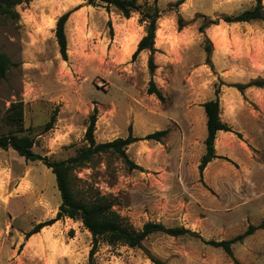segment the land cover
Wrapping results in <instances>:
<instances>
[{"label":"rangeland","instance_id":"rangeland-1","mask_svg":"<svg viewBox=\"0 0 264 264\" xmlns=\"http://www.w3.org/2000/svg\"><path fill=\"white\" fill-rule=\"evenodd\" d=\"M178 1L159 0L153 78L163 101L148 92L150 52L133 58L134 41L145 34L138 12L126 18L87 0H25L17 6L19 19L0 16V51L14 63L0 76V133L15 130L5 116L21 100V134H30L34 151L51 160L67 159L87 145L95 107L98 142L126 137L130 126L139 137L169 129L161 142L140 140L128 147L142 169L131 170L117 154L103 153L73 171V186L81 197L106 195L136 228L153 221L185 226L199 236L158 232L140 247L101 242L94 264H154L151 256L167 264H264V227L235 243L233 256L208 243L264 221V87L242 93L229 86L264 79V21L221 19L202 32L203 15H236L255 0ZM74 8L65 60L56 24ZM219 85L221 118L234 131L218 133L216 151L224 157L210 162L201 176L208 133L203 104L216 97ZM54 112L56 123L45 130ZM61 202L51 168L0 148V264H90L93 237L81 221L63 218L26 238L36 224L56 217Z\"/></svg>","mask_w":264,"mask_h":264},{"label":"trees","instance_id":"trees-1","mask_svg":"<svg viewBox=\"0 0 264 264\" xmlns=\"http://www.w3.org/2000/svg\"><path fill=\"white\" fill-rule=\"evenodd\" d=\"M25 0H0V16L11 20L20 18V12L17 6ZM92 5H102L109 12L113 9L119 12L126 18H130L134 12L140 14V22L145 25V34L138 43L137 49L133 54L136 58L141 52L149 51L150 57L148 66L152 78L149 83L148 92L156 95L160 100H164L165 96L162 90L157 86L153 76L157 69L155 61L156 48V31L158 29V21L162 16V10L159 7V0L153 2L140 0H87ZM184 0H179L178 5H181ZM77 8L71 9L63 13L57 20L56 37L60 47V52L65 60H68V36L66 25L72 13ZM223 19L227 23L236 22H251L264 21V2L263 0H255V5L249 9L242 11L236 15H224L218 19L208 18L203 15V21L200 25V30L205 32L206 28L213 24H219ZM111 27V35L114 36L112 21H109ZM179 29L186 26L185 19L182 16L178 17ZM206 46L207 62L213 68L214 64L211 59L212 43L207 39ZM12 59L4 52L0 51V76L5 77L13 65ZM229 86L236 87L242 93L246 89L256 86L263 88L264 79H254L247 83H231ZM221 86L216 89V97L208 100L203 104L207 115V137L205 140L206 151L202 156L199 165L201 176L204 173L207 165L214 159L223 158L216 151V140L220 131H234L221 118V102H220ZM6 122L15 127L6 133H0V148L15 149L27 161L39 160L47 165L55 173L58 183V188L62 196V202L59 206L56 217L39 222L30 231L26 233L28 239L32 235L40 232L44 227L49 226L63 218H71L76 221H81L86 229H88L93 237V247L90 251V264H94V255L101 242H106L110 245L124 244L130 247H140L143 241L151 234L163 232L173 236L192 235L197 236L198 233L185 227L175 226L167 227L163 223L148 221L142 228H136L129 220H127L118 210L114 208V202L106 195L97 194L93 197H81L78 195L73 186L72 174L77 168L84 167L87 164L97 160L99 155L103 153H115L121 157L128 165L129 169H142L128 154V147L140 140H155L161 142L169 133V129H160L151 132L143 137L134 136L132 126L129 129V135L126 137H118L111 141L98 142L96 139L98 108L95 107L89 117L85 138L87 145L80 148L77 153L67 159L51 160L48 156H43L34 151L35 139L30 134H21L24 128L25 112L24 101H14L9 107L6 116ZM57 120V112L51 115L50 120L45 124V130H50L54 127ZM264 227V221L260 225L251 224L249 228L230 239L210 240L209 244L216 247H221L229 255H234L233 245L243 241L246 237L253 234L257 229ZM199 236V235H198ZM154 264H167L160 258L151 256Z\"/></svg>","mask_w":264,"mask_h":264},{"label":"bare ground","instance_id":"bare-ground-1","mask_svg":"<svg viewBox=\"0 0 264 264\" xmlns=\"http://www.w3.org/2000/svg\"><path fill=\"white\" fill-rule=\"evenodd\" d=\"M138 43H139V40H135L134 41V47L137 46Z\"/></svg>","mask_w":264,"mask_h":264},{"label":"crops","instance_id":"crops-1","mask_svg":"<svg viewBox=\"0 0 264 264\" xmlns=\"http://www.w3.org/2000/svg\"><path fill=\"white\" fill-rule=\"evenodd\" d=\"M66 218H68V217H66Z\"/></svg>","mask_w":264,"mask_h":264}]
</instances>
